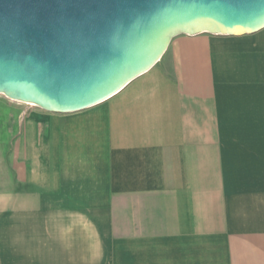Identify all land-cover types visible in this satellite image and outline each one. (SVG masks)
I'll list each match as a JSON object with an SVG mask.
<instances>
[{
	"label": "crops",
	"instance_id": "crops-1",
	"mask_svg": "<svg viewBox=\"0 0 264 264\" xmlns=\"http://www.w3.org/2000/svg\"><path fill=\"white\" fill-rule=\"evenodd\" d=\"M0 264H264V28L79 111L0 94Z\"/></svg>",
	"mask_w": 264,
	"mask_h": 264
},
{
	"label": "water",
	"instance_id": "water-1",
	"mask_svg": "<svg viewBox=\"0 0 264 264\" xmlns=\"http://www.w3.org/2000/svg\"><path fill=\"white\" fill-rule=\"evenodd\" d=\"M264 28V0H0V94L53 113L112 96L172 38Z\"/></svg>",
	"mask_w": 264,
	"mask_h": 264
}]
</instances>
